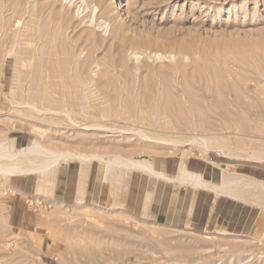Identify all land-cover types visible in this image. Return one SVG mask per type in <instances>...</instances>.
I'll use <instances>...</instances> for the list:
<instances>
[{"label": "rangeland", "instance_id": "374dc122", "mask_svg": "<svg viewBox=\"0 0 264 264\" xmlns=\"http://www.w3.org/2000/svg\"><path fill=\"white\" fill-rule=\"evenodd\" d=\"M87 3L0 0V145L36 140L104 159H155L177 149L203 156L185 140L209 134L228 149L211 150L228 164L224 173H240L237 163L264 167V0ZM157 50L176 56L155 61ZM60 108L74 110L76 122ZM96 161L109 172L107 199L96 203L55 197L63 161L47 174L0 175V264H264L263 187L237 197L258 211L250 232L193 231L123 205V184L113 179H124L127 165Z\"/></svg>", "mask_w": 264, "mask_h": 264}, {"label": "crops", "instance_id": "0c3cea01", "mask_svg": "<svg viewBox=\"0 0 264 264\" xmlns=\"http://www.w3.org/2000/svg\"><path fill=\"white\" fill-rule=\"evenodd\" d=\"M185 152L187 151L177 149L171 153L160 154L155 159L149 158L154 170L162 173L165 178L128 167L124 179H113L117 181L116 183L123 184V205L129 206L135 212L138 211L140 215L153 217L165 223L180 224L193 231H219L231 234L250 232L258 219V211L237 198L242 194L239 196L217 194L206 186L194 187L178 181L179 170L182 167L190 173L200 175L210 184L221 185L223 177L221 175H224L228 164L218 160L216 153L212 156L211 150L203 156ZM99 165L94 159L84 173L85 176H81L82 165L78 159L63 161L57 167L53 179L55 197L60 201L78 204L105 201L109 192L106 186L109 185L107 180L109 177L108 172L103 171ZM236 165L241 169L239 174L245 177L255 180H260L257 176L264 177L262 170L264 167L260 165L252 163ZM118 185L116 184V187ZM24 189L16 190L23 193ZM13 210L16 211V206ZM18 219L21 222L24 220L20 217Z\"/></svg>", "mask_w": 264, "mask_h": 264}, {"label": "bare ground", "instance_id": "6f19581e", "mask_svg": "<svg viewBox=\"0 0 264 264\" xmlns=\"http://www.w3.org/2000/svg\"><path fill=\"white\" fill-rule=\"evenodd\" d=\"M81 4H85L87 7H88V3H87V0H81ZM28 39V38H27ZM26 40V39H25ZM29 40V39H28ZM26 40V41H28ZM25 41V42H26ZM51 41V40H50ZM29 42V41H28ZM28 44H34L33 41H31L30 43ZM36 44V43H35ZM50 46V44H49ZM56 46V45H55ZM54 46V49H56ZM36 47V46H35ZM16 49V48H15ZM38 49V48H37ZM52 48H50L51 50ZM50 50H47L46 52L50 51ZM53 50H51L52 52ZM83 51V50H82ZM82 51L80 50L78 53V55H80V53L82 54ZM161 51V50H159ZM158 50L157 51H154L153 52V56L155 58V61L156 59H162V58H167V59H171V58H175V54L174 52L172 51H168L169 53L166 54V53H163V52H159ZM64 52H65V49H64ZM68 52V51H67ZM12 53V52H11ZM15 53V52H14ZM50 54V52H48ZM46 53V54H48ZM56 53V51H55ZM66 53V52H65ZM41 54V53H40ZM45 53H43V55H46ZM69 54V53H67ZM52 55V54H50ZM57 55V54H56ZM60 55H61V52H60ZM129 55H132V57H134L135 60H137L139 58L138 56V52L136 51H130V54ZM55 57V55H54ZM64 57V56H63ZM76 56H74L75 58ZM66 58V57H65ZM69 58V56H68ZM182 58H188V56L184 53L183 54V57ZM67 60V59H66ZM72 60V59H70ZM164 60V59H163ZM162 61V60H161ZM67 62V61H66ZM72 62V61H71ZM62 63V62H61ZM76 63V62H75ZM73 65V63H71ZM93 65V66H92ZM91 69L90 71H92V73L95 75L96 74V68H99V64L96 63V61L93 62L92 64ZM74 66V65H73ZM69 69H70V66H69ZM43 70V68H42ZM49 71V70H48ZM70 71V70H69ZM73 71V69H72ZM71 71V72H72ZM91 73V72H90ZM72 74V73H71ZM50 76V75H49ZM92 76V75H91ZM79 78V77H78ZM78 78H76L78 80ZM62 79V78H61ZM64 79V78H63ZM74 79V77H73ZM81 81L85 80L87 78H84L82 80V78H80ZM44 80V79H43ZM75 80V79H74ZM89 80V78L87 79ZM92 80V79H91ZM76 81V80H75ZM83 81V82H85ZM93 81V80H92ZM80 82V81H78ZM94 83V82H93ZM82 82L79 83V85H81ZM43 85L45 86L46 88V83H43ZM82 85H85L84 83ZM88 85V83H87ZM94 85V84H93ZM83 87V86H82ZM81 87V88H82ZM85 87V86H84ZM47 89V88H46ZM80 89V88H79ZM93 91V90H92ZM82 92V91H80ZM82 94V93H81ZM57 95V94H56ZM60 95V94H59ZM63 100V98H62ZM20 104H27L29 107H32L34 110H37L41 112V110H46L48 111V108L46 109V106H43L45 108H40L38 107L35 103H27V102H21ZM66 104V103H65ZM62 104H60V107H61ZM68 105V104H67ZM63 107V106H62ZM65 107V106H64ZM63 107V108H64ZM54 108V106H53ZM63 108H60L61 112H63L66 117L68 116L71 120V122H76L74 121L71 117H70V113L72 111H70V109L66 108L64 110H62ZM32 109V110H33ZM142 109V108H141ZM50 110V109H49ZM59 110V111H60ZM74 111V110H73ZM72 111V112H73ZM80 111V110H79ZM53 112H56V111H53ZM58 112V111H57ZM56 112V113H57ZM60 112V113H61ZM140 112V111H139ZM59 113V114H60ZM144 113V112H143ZM62 114V113H61ZM72 114V113H71ZM109 114V113H108ZM134 115V114H133ZM153 115V114H152ZM151 115V116H152ZM118 116V115H117ZM130 117V116H129ZM166 118V116H164ZM157 118V117H156ZM169 118V117H168ZM166 118V119H168ZM196 118V117H195ZM133 119V118H131ZM137 119V118H136ZM170 119V118H169ZM164 120V118H163ZM162 120V124L164 123ZM157 121V120H156ZM194 121V120H193ZM167 122V120H166ZM165 122V123H166ZM171 122V121H170ZM154 124V123H153ZM171 126L172 124L169 123ZM194 124V123H193ZM157 125V124H156ZM165 125V124H164ZM163 125V126H164ZM166 125H168V123H166ZM197 125H198V122H197ZM170 126V128H171ZM184 126V125H183ZM194 126V125H193ZM200 126V125H199ZM169 127V126H168ZM186 127V126H185ZM202 127V126H201ZM166 128V127H165ZM175 128V126H174ZM194 131H196V128L194 126ZM164 129V128H163ZM232 129V128H231ZM143 130V129H142ZM169 130V129H167ZM171 130V129H170ZM177 130V129H176ZM199 130V129H198ZM207 130V129H206ZM158 131V130H157ZM156 131V132H157ZM174 131V129H173ZM185 131V130H184ZM179 132V131H178ZM203 132V131H202ZM143 133V132H142ZM161 133V132H160ZM169 133V132H168ZM147 134V135H146ZM166 134V133H165ZM164 133H162L160 135V137L158 136V138H153L154 136H149L148 133H144L145 137L147 138L148 141H156L158 143H161V144H164V145H170V146H175L177 143V140H174V139H170V138H161V136L165 135ZM174 134V133H173ZM142 135V134H141ZM168 135V134H166ZM165 135V136H166ZM185 135V134H184ZM209 135V134H208ZM208 135H193L191 138L185 140L188 144H193L195 145L196 147H198L202 152H208L210 150H219V151H222V152H226L227 147L221 142V138L217 139V138H214L212 136H208ZM170 136V135H169ZM144 137V136H143ZM144 137V138H145ZM168 137V136H167ZM174 137V136H173ZM217 137V136H216ZM180 138V137H179ZM184 138V137H183ZM224 140V138L222 139V141ZM181 141V140H180ZM186 143V144H187ZM250 155V154H249ZM248 155V156H249ZM103 154H95V153H91V154H86V153H82V152H73V151H70V150H65V149H51V148H46V147H43L39 142H37L36 140L33 141L32 144L24 147V148H16L14 147L13 143L11 141H7V144L5 146H2L0 145V175L2 176H5V177H9V176H19V175H25V174H30V173H46L47 172L49 173V171H51L52 169H54L57 165H59L62 161H66V160H69L71 158H76L78 159L80 162H81V176H85L84 173L86 172L89 164L91 161H93L94 159H103L106 161V165L109 167L110 164H116V163H121V164H125L127 165L126 167H129V168H137V169H141V170H144L146 172H150V173H154L156 175H161L162 173H159L157 172L156 170H154V168L152 167V164L150 163L149 159L148 158H142V159H135V158H128V157H125V156H122L120 154H114V155H107V159H104L103 158ZM106 156V155H105ZM252 158H257V160H259L260 158H262V156H258V154H253L251 156ZM263 159V158H262ZM107 167V168H108ZM110 168V167H109ZM115 168V167H114ZM222 169V168H221ZM112 170H115V169H112ZM108 171V169H107ZM128 171V170H127ZM180 173L178 175V181L181 180L185 183H189L191 184L192 186L194 187H201V186H206L207 188H210V189H213V191H215L217 194L219 193H227V194H230V195H237L239 196V194H242V191H240V188H244V189H250V188H253V187H263L264 189V182H261V181H257L255 179H252V178H247L245 177L244 175L242 176L241 174L239 175L236 174L233 176V173L235 174V172H231L230 176L228 174V172L224 173V175H221L223 176L222 177V183L221 185H213V184H210L208 182H206L205 180H203L201 178L200 175L198 174H193V173H190L186 170H184V168H180ZM109 173V172H108ZM111 173V172H110ZM163 175V174H162ZM161 175V176H162ZM42 176V175H41ZM47 176V175H46ZM87 176V175H86ZM37 177V176H36ZM163 178H165L164 176H162ZM43 178V177H42ZM44 178H45V175H44ZM40 181V179H39ZM176 181V182H178ZM39 183V182H38ZM42 184V183H41ZM81 184V183H80ZM39 185V184H38ZM45 187V186H44ZM83 187V186H82ZM81 187V188H82ZM41 189V187H40ZM46 189V188H44ZM43 189V190H44ZM80 189V187H79ZM39 190V189H37ZM243 190V189H242ZM36 191V190H35ZM40 192V191H39ZM80 194V191L78 192ZM37 195V194H35ZM83 195V194H82ZM242 196V195H240ZM35 197V196H34ZM37 197V196H36ZM80 197V196H79ZM82 197H80L81 199ZM78 199V198H77ZM79 200V199H78ZM82 200V199H81ZM39 238V237H37Z\"/></svg>", "mask_w": 264, "mask_h": 264}]
</instances>
